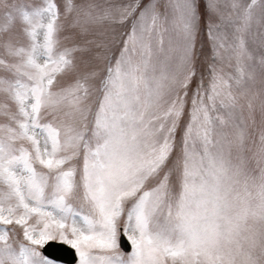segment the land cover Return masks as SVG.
<instances>
[{"label":"snow or ice","instance_id":"1","mask_svg":"<svg viewBox=\"0 0 264 264\" xmlns=\"http://www.w3.org/2000/svg\"><path fill=\"white\" fill-rule=\"evenodd\" d=\"M258 71L264 0H0V264H264Z\"/></svg>","mask_w":264,"mask_h":264},{"label":"rangeland","instance_id":"2","mask_svg":"<svg viewBox=\"0 0 264 264\" xmlns=\"http://www.w3.org/2000/svg\"><path fill=\"white\" fill-rule=\"evenodd\" d=\"M124 0H107V3L113 5V6H118L121 3H123ZM264 79V75H261L258 71L257 74V82L255 85V91H260L262 88H264V85L261 84V80ZM259 98L255 101V125H252L251 121H248V128L246 129L247 132H252L254 137L257 139L258 143V135H259V129L262 126V116L259 108ZM248 116V110L245 108L244 110V117L246 118ZM230 131V130H226ZM257 147L256 144H253L252 139H246L245 142V150L241 153V155L244 158V161L249 168H254L256 167V158H254V153H256ZM236 151L235 149L233 150V156H236Z\"/></svg>","mask_w":264,"mask_h":264}]
</instances>
